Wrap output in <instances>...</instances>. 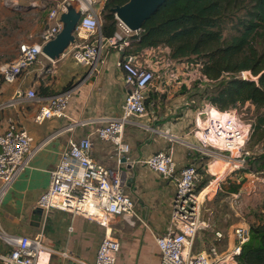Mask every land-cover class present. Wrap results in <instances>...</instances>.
Wrapping results in <instances>:
<instances>
[{
	"label": "built area",
	"instance_id": "obj_1",
	"mask_svg": "<svg viewBox=\"0 0 264 264\" xmlns=\"http://www.w3.org/2000/svg\"><path fill=\"white\" fill-rule=\"evenodd\" d=\"M7 1L16 4L20 0ZM27 1L34 7L45 4L44 7L47 8L44 2ZM67 3L73 4L81 12V18L75 31L76 42L63 55L69 53L77 64L99 70L106 63L104 51L116 50L120 54L117 66L124 72L127 87L122 114L117 118H108L106 123L97 129V136L101 140L113 142L117 157L122 160L130 153V145L123 139L125 127L130 119L148 115L147 93L158 78L152 66L141 61L138 54L129 53L132 44L138 39L140 30L134 32L116 18V33L111 38H105L101 34L103 21L100 12L94 7L95 1L59 0L49 8L48 26L39 39L32 43H21L14 60L0 68L3 82L9 85L18 82L25 72L38 62L39 57H45L51 64H41L43 73H53L55 61L43 54V48L62 31L61 15L67 12ZM163 63L169 68L167 81L189 87H193L197 82H209L203 75V63L200 61L187 63V76L182 80L176 69L172 68V60L168 59ZM160 64L162 63L159 62L158 65ZM25 95L29 99H38L33 89ZM23 97L24 93L17 91L15 98L0 106L12 107ZM72 97V90L49 97L36 113L35 123L43 124L46 120L54 118H68L67 110ZM251 130L252 125L245 124L236 110L220 111L213 106H207L198 112L195 137L201 152H206L212 158H222L232 166L229 171L231 174L236 169L245 167L246 147ZM50 139L33 146L30 134L16 121H9L6 131L0 135V213L4 197L13 183L31 167L35 156ZM145 164L176 184L167 230L162 235L153 234L160 252L159 264H239L238 257L244 244L250 239V226L247 224L234 228L233 246L222 253L217 252L215 245L209 252L192 251L197 234L206 227L202 219V209L205 198L210 194L203 195L209 186L200 189V168L190 164L177 170L172 154L167 151L153 154ZM232 196L238 198L237 194ZM37 206L45 213L52 209L70 212L104 228L105 236L98 247L95 261L88 263L74 260V264H118L121 242L113 236V224L116 220L123 218L132 225L139 221L147 226L136 213L134 201L126 193L122 171L119 168L106 167L94 159L93 142L88 136L68 139L58 164L50 171L49 187L41 195ZM222 239L223 235L217 232L215 241L218 243ZM0 241L10 247L9 251L0 252V264H51L53 251L44 243L43 233L17 238L5 232L0 223ZM62 256L68 257L67 253H62Z\"/></svg>",
	"mask_w": 264,
	"mask_h": 264
},
{
	"label": "crops",
	"instance_id": "obj_2",
	"mask_svg": "<svg viewBox=\"0 0 264 264\" xmlns=\"http://www.w3.org/2000/svg\"><path fill=\"white\" fill-rule=\"evenodd\" d=\"M57 1L52 0L54 3ZM160 53L172 60L168 48L131 53L138 54L141 61L152 66L158 78L147 93V100L151 98L147 106L148 115L130 119L125 127L123 139L130 145V153L122 160L117 157L113 142L101 140L97 136V129L108 118L121 116L126 98L124 72L117 66L120 54L116 50L104 51L106 63L99 70L77 64L67 53L54 60L52 74H44L41 64H51L45 57H39L38 62L18 82L10 85L4 83L0 91V105L15 98L17 91L23 92L24 97L12 107L0 106V135L6 131L9 121L14 120L33 138V146L51 139L5 195L0 223L5 232L17 238L43 233L44 243L53 251L51 264H74V260L93 263L105 236L104 228L96 222L70 212L52 209L43 212L39 220L34 215L38 200L49 187L50 171L58 164L69 138L90 137L94 159L106 167L122 171L126 193L134 201L136 213L147 226L139 221L136 225L130 224L134 228L129 234L123 236L122 241L118 238L121 242L120 253L122 248L123 252L124 249L134 250L137 260L140 256L149 260L153 254L159 258L157 264L160 263V252L153 234L162 235L167 230L176 184L151 170L145 161L157 152L167 151L172 154L177 170L190 164L205 170L217 159L198 149L200 145L195 130L200 108L195 106L199 102L195 88L167 81L169 68L164 61L160 65L156 62V55ZM190 62L172 60V68L176 69L181 80L187 76V63ZM30 89L36 91L38 99L27 98L25 94ZM65 90L73 91L67 110L68 118L35 123L34 117L43 103ZM218 172H221L220 176ZM224 174L223 170L212 172L218 178ZM244 175L247 181L240 191L264 187V174ZM231 177L228 174L221 178L220 185ZM211 188L212 185L203 194L211 192ZM122 219H117L115 223ZM9 250L10 247L0 241V252ZM62 253H67L68 257H63ZM125 259L128 262L130 258L126 256ZM127 264L134 263L129 261Z\"/></svg>",
	"mask_w": 264,
	"mask_h": 264
},
{
	"label": "trees",
	"instance_id": "obj_3",
	"mask_svg": "<svg viewBox=\"0 0 264 264\" xmlns=\"http://www.w3.org/2000/svg\"><path fill=\"white\" fill-rule=\"evenodd\" d=\"M127 2L106 0L103 37L114 36L118 21L112 9ZM229 26L232 33L226 37ZM131 48V53L168 48L172 60L202 62L209 82L194 84L195 96L220 111H233L246 103L254 106L245 167L237 172V181L229 184V194L240 192L247 181L242 174H264V0H167L143 24ZM245 71L259 77L258 81L238 76ZM255 217L239 264H264V199Z\"/></svg>",
	"mask_w": 264,
	"mask_h": 264
},
{
	"label": "rangeland",
	"instance_id": "obj_4",
	"mask_svg": "<svg viewBox=\"0 0 264 264\" xmlns=\"http://www.w3.org/2000/svg\"><path fill=\"white\" fill-rule=\"evenodd\" d=\"M39 6H32L27 0H20L18 3L14 4L7 0H0V68L7 63H10L16 57L18 53V47L21 43L24 42H35L39 39L40 34L48 26L47 24V14L50 7L55 3L52 0H37ZM59 1V0H58ZM95 1L94 7L100 12L102 21H104L103 9L106 3V0H93ZM116 17V16H115ZM231 27L229 26L224 34L228 37L231 34ZM166 56L163 53L156 55V62H161L166 60ZM246 74L247 77H252L251 79L257 80L255 76L252 75L250 71L241 72L238 74L240 78L243 79V75ZM214 83H210L213 85ZM4 85L2 74L0 71V91ZM196 98H198L196 96ZM199 102H196L195 106L197 108L203 109L207 106L211 107L212 105L205 99L198 98ZM147 100V106H149V101ZM197 100V99H196ZM236 112L240 119L245 124H253L255 121V107L250 103L245 105H239L236 108ZM264 112V109L261 110ZM204 117H202L203 121ZM248 151V145L246 147ZM226 163V164H225ZM223 168L225 173L223 177L229 174L231 165H228L226 161L222 158H217L209 167L205 170L200 168V173L202 176L200 185L209 183L207 185L211 186V192L209 196L205 198V203L202 209V219L206 223V227L201 229L197 234L192 251H210V249L215 245L217 252L222 253L227 249L231 248L234 243L233 230L239 225L247 224L250 226L251 223L255 222L256 212L259 211L264 193L262 188H245L240 191L238 198L235 199L232 195L229 194L228 188L229 184L237 181V172L244 168L236 169L234 172L229 174L231 177L230 180H225V184L220 185V179L223 177H215L212 175L215 167ZM218 175H221V172H218ZM242 176L245 177L244 174ZM218 178V179H217ZM258 187V186H257ZM137 224V223H136ZM114 231L113 235L116 238L123 240V236L129 234L134 227L130 225L128 220L122 219L118 223L113 224ZM123 228V229H122ZM127 231V233H125ZM220 232L223 235V239L220 242H216V233ZM119 253V262L122 261V264H127L129 261H132L134 264H157L159 258L151 254L150 259L147 260L144 256L138 257L134 250L124 249ZM127 256L128 262H126L125 257ZM118 262V264H119Z\"/></svg>",
	"mask_w": 264,
	"mask_h": 264
},
{
	"label": "water",
	"instance_id": "obj_5",
	"mask_svg": "<svg viewBox=\"0 0 264 264\" xmlns=\"http://www.w3.org/2000/svg\"><path fill=\"white\" fill-rule=\"evenodd\" d=\"M167 0H128L123 6H117L112 9L116 18L123 22L130 30L139 31L143 24L149 20L158 9L165 4ZM67 12L61 15L63 29L58 36L48 42L43 48V54L51 60H56L64 54V52L76 42L75 31L78 27L81 12L76 7L67 3ZM244 74V80L258 81L251 79ZM259 78V77H256ZM35 217L39 220L42 218L43 210L37 208L34 211ZM36 219V218H35Z\"/></svg>",
	"mask_w": 264,
	"mask_h": 264
},
{
	"label": "bare ground",
	"instance_id": "obj_6",
	"mask_svg": "<svg viewBox=\"0 0 264 264\" xmlns=\"http://www.w3.org/2000/svg\"><path fill=\"white\" fill-rule=\"evenodd\" d=\"M226 164V163H225ZM228 164V163H227ZM219 170H223V168H216V169H214V171L216 172V171H219ZM204 195V194H203Z\"/></svg>",
	"mask_w": 264,
	"mask_h": 264
}]
</instances>
